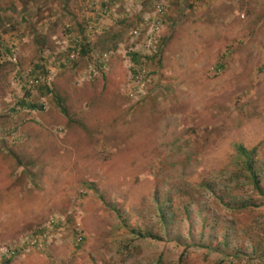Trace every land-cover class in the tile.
I'll list each match as a JSON object with an SVG mask.
<instances>
[{"label":"rangeland","instance_id":"374dc122","mask_svg":"<svg viewBox=\"0 0 264 264\" xmlns=\"http://www.w3.org/2000/svg\"><path fill=\"white\" fill-rule=\"evenodd\" d=\"M234 145L264 196V0H0V264H264Z\"/></svg>","mask_w":264,"mask_h":264},{"label":"trees","instance_id":"16d2710c","mask_svg":"<svg viewBox=\"0 0 264 264\" xmlns=\"http://www.w3.org/2000/svg\"><path fill=\"white\" fill-rule=\"evenodd\" d=\"M130 60L134 62L135 60V55H131L130 56ZM28 108L32 109V108H35L33 107L32 105H28ZM38 109L40 107H37ZM234 150L236 152V154L239 156V157H242L243 158V163H242V168H243V171L245 173V179H248L249 180V183L251 185V188L256 191V193L258 195H261L262 196V199H263V205H264V196H263V193H262V190H261V187L259 186V180L257 178V175H256V172H255V169L253 167L254 165V162H253V154H254V151L253 149H250V150H245L241 145H234ZM248 207H255L254 204H249L248 201L246 200L245 202H243V204H241L239 206L240 209H246Z\"/></svg>","mask_w":264,"mask_h":264},{"label":"built area","instance_id":"2783aa9c","mask_svg":"<svg viewBox=\"0 0 264 264\" xmlns=\"http://www.w3.org/2000/svg\"><path fill=\"white\" fill-rule=\"evenodd\" d=\"M156 12L158 13V12H160V10L157 9ZM154 24H155V25H154ZM154 24H153L152 26H150V30H148V32H147V34H148V39H149V40L151 39V37L154 36L153 31L156 30V27H157V25H158L157 22H155ZM148 29H149V28H148Z\"/></svg>","mask_w":264,"mask_h":264}]
</instances>
